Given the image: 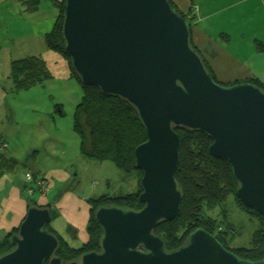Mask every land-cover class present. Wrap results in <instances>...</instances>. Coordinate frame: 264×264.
Returning <instances> with one entry per match:
<instances>
[{"label": "water", "instance_id": "obj_1", "mask_svg": "<svg viewBox=\"0 0 264 264\" xmlns=\"http://www.w3.org/2000/svg\"><path fill=\"white\" fill-rule=\"evenodd\" d=\"M63 36L82 84L133 105L147 134L135 149L144 208H99L102 251L67 264H264L201 228L172 251L155 234L181 210L179 129L211 138V155L232 167L236 197L264 218V91L215 81L193 48L190 23L169 0H65ZM51 222L49 208L30 207L0 264H64Z\"/></svg>", "mask_w": 264, "mask_h": 264}, {"label": "rangeland", "instance_id": "obj_2", "mask_svg": "<svg viewBox=\"0 0 264 264\" xmlns=\"http://www.w3.org/2000/svg\"><path fill=\"white\" fill-rule=\"evenodd\" d=\"M193 3L186 14L193 24V45L197 49L202 46L200 31L211 36L214 44L207 48L209 55L212 51L213 57L220 55L209 66L216 81L225 86L252 78L264 83V0H194ZM38 4V10L29 12L30 5L24 0H0V80H8L12 61L32 56L46 61L52 74L43 84L13 95L20 111L16 112L20 124L13 132L21 136L17 134L9 147L20 153L24 149L27 154L38 153L34 159L36 164L19 167L13 172L21 179L22 186L27 185L19 189L24 198H18L15 191L10 198L6 193L0 194V232L6 230L8 224L15 228L20 226L26 205L30 201L33 205L35 201L37 205L50 206L46 208L51 210L53 220L48 228L57 229L69 245L80 248L88 240L87 227L89 215H92L88 199L137 193L139 181L136 177H127L111 162L94 161L82 154L81 139L73 131V124L83 90L76 79L70 78L68 61L45 43V34L53 28L59 15L55 2L40 0ZM195 29L198 30L194 41ZM224 51L229 55L224 57ZM39 120L42 125L38 122L30 127L29 124ZM60 170L69 176L65 183L59 182L60 175L56 172ZM39 181L45 182L46 195L39 192ZM228 203L231 222L240 224L236 230L239 238L234 244L248 247L256 227L249 219L257 217L245 213L233 197ZM6 212L13 213L12 223ZM218 212L215 210L212 215ZM68 227H78L77 241L67 232Z\"/></svg>", "mask_w": 264, "mask_h": 264}, {"label": "trees", "instance_id": "obj_3", "mask_svg": "<svg viewBox=\"0 0 264 264\" xmlns=\"http://www.w3.org/2000/svg\"><path fill=\"white\" fill-rule=\"evenodd\" d=\"M53 1L59 10V15L53 28L45 34V43L49 49L60 53L68 61L70 78L76 79L83 90V96L74 114L73 124V131L81 139L82 154L94 161L111 162L127 177H136L139 181L137 193L113 197L103 195L88 199L92 213L89 215L87 227L88 240L80 248L72 247L56 230L49 229L50 225L47 227L49 232L60 241L56 255L62 258L64 264H67L79 261L84 254L102 251L103 230L95 219V213L99 208L118 207L132 211H140L144 208L140 202L142 193L140 182L143 173L136 168L135 149L147 140V134L133 105L122 98L104 96L98 88L82 84L73 68L71 58L65 52L63 36L65 0ZM39 2L40 0H24L25 4L30 5L27 9L29 12L38 10ZM169 2L177 12L187 18L173 0ZM191 41L193 45V39ZM193 48L197 50L194 45ZM208 70L214 77L210 67ZM9 78L12 81L14 92L19 93L50 80L52 74L46 61L32 56L12 61ZM214 79L217 80L215 77ZM250 82L264 91L262 81L254 79ZM177 132L181 138V147L180 165L175 179L178 189L182 192L183 201L178 217L173 222L160 224L155 234L161 236L167 251H172L186 245L189 235L201 228L216 236L226 249L239 257L253 261L263 259L264 218L257 212L247 209L236 197L238 184L233 177L231 165L211 155L210 146L213 141L207 135L192 130L179 129ZM4 145L5 142H0V176L14 171L21 165L17 159L4 155L2 152ZM231 197L245 213L255 214L257 217L249 219L253 224L255 223L256 227L248 247L234 244L239 235H236L238 225L231 222L228 213V201ZM33 206L40 205L34 203L29 208ZM215 210H219L216 216L212 215ZM19 227L14 228L0 242V257L13 250L11 238L19 232Z\"/></svg>", "mask_w": 264, "mask_h": 264}, {"label": "crops", "instance_id": "obj_4", "mask_svg": "<svg viewBox=\"0 0 264 264\" xmlns=\"http://www.w3.org/2000/svg\"><path fill=\"white\" fill-rule=\"evenodd\" d=\"M193 1L194 0H173L175 5L178 6L179 10L183 14H188L189 13L188 12L189 9L194 5ZM197 30L198 29L194 30V34H193L194 41H195V39L197 37V35H196V33H197L196 31ZM200 33H201V35H203V36H200V37H203V41H202V38H200L198 36L201 39V44H202V46H200V47L198 46L199 47L198 50H201V51H204V52L207 51V56L210 57L212 53L209 55V52H208L207 48H208V46H211V47L213 46V44H214L213 40H212L211 36H209L207 33L203 34L201 31H200ZM206 39H209V40H206ZM195 45H197V43H195ZM222 55L225 57L226 55H229V54L226 51H224V53ZM8 72L10 73V69H9ZM9 73L7 74V76H8V80L7 81H6V79L5 80H0V142H5V145L2 148V152L4 153V155L17 159L20 162V164H21L19 166L20 168L22 166H26V168H27V166L30 167V166L36 164L34 162V159H35V155L38 152L35 151V152H32V153L30 152L29 154H27L26 149H24L20 153V150H17L16 148L11 150L10 147H9L10 142L13 143V140H14V138H16L17 134H19L18 136H21L20 133L13 132L14 129H17L19 124H20V123H17V116H16L17 115L16 112H20V111L18 110V105H17L16 99L13 97L14 93H17V92H14L12 81L9 78ZM2 81L6 82V84L2 83ZM38 122H39L40 125H42V121L41 120L36 121L35 124H33V125H31V124H29V125H30V127L33 128V126L37 125ZM17 143H19V141H17ZM26 154H27V156H26ZM17 169H15L14 171H16ZM14 171L8 172V173L3 174L2 176H0V194H5L6 193L7 198H10V194L13 191H15L19 195L18 198H24V197H21V194L19 193V189H22V187H24V189H25L27 185L24 184V186H22L21 179L19 178L18 175L13 174ZM56 173L58 175H60V181L59 182L65 183V182L68 181L69 176H68L67 173H64L63 170L57 171ZM37 180H38V178H37ZM53 181L55 182L54 179H53ZM30 202H32V201H30ZM29 203L26 205V208H25V211H24L23 215H21V218L23 220L26 217L27 211L29 209V206H30ZM34 203H35V201H34ZM1 204L2 203L0 202V208H2ZM7 213L8 212H6V216H7ZM13 216L14 215H13L12 212L8 213V221L11 222V223H12V220H13ZM14 226L11 227L8 224L6 230H1L2 232H0V233H2V236L0 237V239H2L4 237L3 238V240H4L8 236V234L16 227V226L15 227ZM76 231H77L76 234L78 236V233H79L78 227H76ZM57 232H58V230H57ZM59 234H60V231H59ZM3 240H1V241H3ZM74 240L77 241L78 239L76 238ZM83 242H85V241H83ZM83 242H81V243H83Z\"/></svg>", "mask_w": 264, "mask_h": 264}, {"label": "flooded vegetation", "instance_id": "obj_5", "mask_svg": "<svg viewBox=\"0 0 264 264\" xmlns=\"http://www.w3.org/2000/svg\"><path fill=\"white\" fill-rule=\"evenodd\" d=\"M184 15H186V14H184ZM186 20L190 23V25H191V28H192V21H190V19L187 17L186 18ZM198 50V49H197ZM208 50V49H207ZM199 51V53H200V55H201V57H202V59L204 60V62H205V64H206V66H207V68H209V66L211 67V61H213V62H215V60H217L218 59V57H219V55L217 54L215 57H213L212 55L214 54L213 52H212V54H211V56L210 57H208L207 56V51L206 52H204V51H201V50H198ZM255 78H252V79H250V80H254ZM250 80H246V81H242V82H239V83H237V84H241V83H250V84H252L251 82H250ZM236 85V84H235ZM253 85V84H252ZM238 225H240V224H238ZM67 232L70 234V235H72L73 236V240L74 239H76L75 238V236L77 237V239H78V236H77V234H76V229L75 228H72V227H68L67 228ZM59 234V233H58ZM60 235V234H59ZM75 235V236H74ZM62 237V236H61Z\"/></svg>", "mask_w": 264, "mask_h": 264}, {"label": "built area", "instance_id": "obj_6", "mask_svg": "<svg viewBox=\"0 0 264 264\" xmlns=\"http://www.w3.org/2000/svg\"><path fill=\"white\" fill-rule=\"evenodd\" d=\"M28 178H30V174L27 175ZM38 187L40 188V192L43 193V195H45V189H46V185H45V182L44 181H39L37 183Z\"/></svg>", "mask_w": 264, "mask_h": 264}]
</instances>
